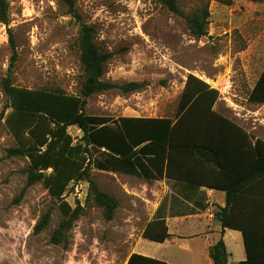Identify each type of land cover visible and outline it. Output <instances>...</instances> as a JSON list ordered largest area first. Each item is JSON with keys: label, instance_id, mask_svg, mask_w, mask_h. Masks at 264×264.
<instances>
[{"label": "rangeland", "instance_id": "rangeland-1", "mask_svg": "<svg viewBox=\"0 0 264 264\" xmlns=\"http://www.w3.org/2000/svg\"><path fill=\"white\" fill-rule=\"evenodd\" d=\"M10 24L18 48L11 82L29 89L63 90L77 94L83 69L77 37L80 21L61 0H9ZM191 12L208 7V33L194 36L182 16L156 0H77L83 21L96 27V40L113 52L103 78L116 83L144 82L125 93L120 88L88 98L89 114L176 115L189 73L218 88L215 108L264 135V103L248 98L264 67V0H179ZM12 56L8 26L0 22V112L10 98L4 87ZM12 108L6 110V114ZM73 136L82 131L70 126ZM18 141L0 121V264H125L156 199L144 177L108 174L92 168L101 189L115 195L119 206L107 220L103 208L88 196L89 183L73 185L65 199L80 203L84 213L70 231L69 244L51 242L61 210L42 182L25 192L28 159L6 156ZM78 185V186H77ZM75 187V189H74ZM78 187V188H77ZM48 227L34 226L53 206ZM144 240L142 241L143 244ZM4 255V256H3Z\"/></svg>", "mask_w": 264, "mask_h": 264}, {"label": "trees", "instance_id": "trees-1", "mask_svg": "<svg viewBox=\"0 0 264 264\" xmlns=\"http://www.w3.org/2000/svg\"><path fill=\"white\" fill-rule=\"evenodd\" d=\"M68 12L78 18L80 29L77 44L83 77L80 92L68 94L63 90L29 89L11 82V72L18 59V46L10 24V2L0 0V22L8 26L12 56L4 87L9 102L0 112L17 138V145L6 148V156H22L28 159L23 169L26 174L25 192L30 186L42 182L62 213L57 227L51 234V242L69 244L70 231L84 213V206H76L65 199L77 182L89 183L88 196L103 208L107 220L113 219L119 206L118 198L101 189L92 177V168L113 170L146 179L168 177L185 180L195 185L224 189L227 203L218 208L217 217L223 227L241 229L245 236L248 257L242 264H264V228L242 218V201L251 212L264 208V196L254 190L253 183L264 175V140L255 139L244 125L215 108L220 97L218 88L206 80L189 73L181 93L178 109L170 116H119L89 114L85 110L88 98L100 92L120 88L128 93L145 87L144 82L116 83L103 78L105 66L113 52L104 49L96 40V27L83 21L76 6L77 0H61ZM176 15L182 16L190 32L196 37L208 33L210 10L203 7L186 12L179 0H156ZM230 3V0H226ZM248 98L251 102L264 103V68L260 72ZM12 108L6 114L8 108ZM78 126V137L69 131ZM105 148V156L98 150ZM97 153V154H96ZM200 162L218 166L222 175L237 177L231 183L212 182L208 175L201 179L195 174L179 172L181 165ZM244 170H230L229 164ZM204 182V184H202ZM75 189V187H74ZM255 195V197H254ZM247 196H250L248 199ZM53 206L42 213L34 226V232L46 229L51 222ZM250 216V213L249 215ZM143 236L164 241L170 236L165 217L150 221ZM214 264H228L229 253L223 238L210 247ZM127 264H167L166 261L133 252Z\"/></svg>", "mask_w": 264, "mask_h": 264}, {"label": "crops", "instance_id": "crops-1", "mask_svg": "<svg viewBox=\"0 0 264 264\" xmlns=\"http://www.w3.org/2000/svg\"><path fill=\"white\" fill-rule=\"evenodd\" d=\"M122 116L136 117L135 115ZM229 117L244 125L234 117ZM247 129L253 133L255 139L261 138L264 140V135L255 132L254 127ZM98 151L101 156H105L107 153L105 148ZM228 168L230 170H244L243 167L233 165L232 162ZM101 170L108 174L116 175L118 178L121 174L136 176L113 170ZM221 171L222 169L218 166H208L200 162L190 166L189 164L181 165L179 168V172L182 175L190 176L195 174L201 179H206L209 175L212 182L231 183L238 180L237 177L222 175ZM148 180H151L149 184L154 193L156 204L142 226L139 239L130 255L133 252H137L145 256L164 260L167 264H214L210 256V247L220 238H223L229 253L228 264H242L247 259L248 253L243 231L238 228L223 227L216 215L217 209L227 203L226 190L205 185H195L185 180L171 179L166 176ZM253 183L257 186L254 190L259 195V198H262L264 196V175H261ZM247 198L249 199L250 196H247ZM240 200L243 202L240 205L243 220L249 222L250 217H256L258 218L256 219V225L258 224L264 228V208H260L258 212H251L245 204L246 196H240ZM249 213L250 216H248ZM162 216L165 217L170 236L164 241L144 237L143 232L147 224L154 218ZM130 255L125 264H127Z\"/></svg>", "mask_w": 264, "mask_h": 264}, {"label": "bare ground", "instance_id": "bare-ground-1", "mask_svg": "<svg viewBox=\"0 0 264 264\" xmlns=\"http://www.w3.org/2000/svg\"><path fill=\"white\" fill-rule=\"evenodd\" d=\"M4 256V255H3ZM1 257V256H0Z\"/></svg>", "mask_w": 264, "mask_h": 264}, {"label": "built area", "instance_id": "built-area-1", "mask_svg": "<svg viewBox=\"0 0 264 264\" xmlns=\"http://www.w3.org/2000/svg\"><path fill=\"white\" fill-rule=\"evenodd\" d=\"M78 186V185H77ZM78 188V187H77Z\"/></svg>", "mask_w": 264, "mask_h": 264}]
</instances>
